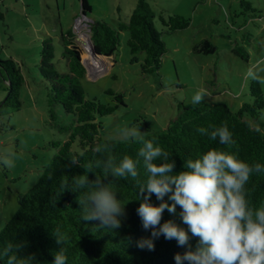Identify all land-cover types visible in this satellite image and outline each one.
Here are the masks:
<instances>
[{"label":"rangeland","instance_id":"obj_1","mask_svg":"<svg viewBox=\"0 0 264 264\" xmlns=\"http://www.w3.org/2000/svg\"><path fill=\"white\" fill-rule=\"evenodd\" d=\"M147 1L166 46L158 79L140 72L143 52H129L127 30L119 32L115 52L101 56L103 62L95 65L90 62L88 39L82 36L87 32L84 21L101 19L116 25L119 19L127 18L136 0H87L91 9L84 17L80 0H0V57H12L24 77L19 93L21 108L0 111V155L11 154L14 161L12 168L0 164V229L16 210L20 194L32 186L56 152L50 141L69 136L59 125H67L72 115L59 105L54 108L55 118L49 115L47 82L38 69L43 38H51L52 62L64 71L61 32H72L86 66L80 78L86 98L114 105L116 100L106 90L121 93L124 104L96 116L102 125L100 134L106 139L115 137L124 126L137 125L142 132L164 127L178 103L191 101L201 88L211 93L205 100L224 99L232 110L252 100L244 76L249 66L264 59V0H246L248 7L240 0ZM174 13L189 17V25L166 31L158 15ZM204 38L216 46L213 52L198 50ZM260 75L264 77V72ZM260 86L264 96V83ZM6 90V82L0 78V101ZM71 147L79 150L77 140Z\"/></svg>","mask_w":264,"mask_h":264},{"label":"trees","instance_id":"obj_2","mask_svg":"<svg viewBox=\"0 0 264 264\" xmlns=\"http://www.w3.org/2000/svg\"><path fill=\"white\" fill-rule=\"evenodd\" d=\"M240 3L248 7L246 0H240ZM90 9L87 0H80L81 14ZM154 15V10L147 0H136L127 18L119 19L116 25L105 20L93 19L88 27L94 49L105 56L112 55L119 43V32L127 30L126 44L129 52L132 54L143 52L140 72L158 79L161 58L166 46L160 31L154 26ZM158 17L166 31L187 27L190 20L189 17L177 13L166 17L159 14ZM72 36L71 31L65 34L61 32L63 44L61 55L66 60V70L59 71L55 68L52 62L53 43L49 36L41 40L38 62L39 72L47 82V104L51 119L55 118L56 105L65 113L72 115L67 125H59V128L69 131V136L66 140L50 141L56 147V152L43 166L41 174L32 186L20 194L16 210L0 229V248L9 241L15 242L18 237H23L29 241V247L23 254L35 252L41 264H51L52 253L59 250L51 230L60 226L61 230L67 231L71 237L69 244L66 245L68 264H175L174 254L186 251V248L179 247L175 240H166L161 236L154 242V251L136 247L135 241L148 237L150 233L143 229L136 213L139 201L135 200V182L131 179L119 180L116 184L118 198L122 201L131 200L126 205L127 218L123 221V226L116 230H95V222L80 221V210L72 193H64L56 207L48 203L50 197L56 193L63 176L71 177L83 171L81 168H73L71 172H65L64 166L72 153L85 154L81 158V164L97 158L91 149L106 138L100 134L102 125L96 120V116L109 114L118 103L124 104L121 93L110 88L106 91L113 95L117 104H105L95 97L84 96L80 78L85 73V67L81 62L80 49L73 42ZM197 47L203 52H213L216 46L204 38ZM0 78L7 85L6 94L0 101V111L4 108L6 112L19 110L21 108L19 93L24 77L19 64L12 57H0ZM249 93L252 100L242 102L235 110H232L224 99L204 100L195 107L191 101H180L174 116L169 118L164 127L144 133L148 138L157 137L159 144L172 153L176 160V171L182 169L185 159L196 158L211 148L235 152L239 158L249 163L264 164V120L261 119L264 96L260 83L249 81ZM224 123H227L236 141L230 149L196 132L197 127L220 126ZM252 124H259L261 131L259 133L252 131L250 128ZM74 140H77L79 150L71 147ZM139 146L118 144L115 154L118 158L124 155L135 157ZM49 175L51 179L48 178ZM143 176L141 168L142 179ZM247 187L250 202L254 206L264 203V174L254 175ZM151 203L158 205L160 201L153 195ZM168 220L187 229L178 215H172L165 210L161 223ZM189 243L195 246L196 239L191 238ZM0 264L4 262L0 260Z\"/></svg>","mask_w":264,"mask_h":264},{"label":"clouds","instance_id":"obj_3","mask_svg":"<svg viewBox=\"0 0 264 264\" xmlns=\"http://www.w3.org/2000/svg\"><path fill=\"white\" fill-rule=\"evenodd\" d=\"M261 65L264 59L247 68L245 82L264 83ZM210 96L207 89L201 88L191 103L195 107ZM250 128L257 133L261 131L259 124ZM196 132L226 149L236 144L227 123L197 127ZM118 144L140 146L135 157L118 158L115 154ZM91 150L97 158L83 164V152L70 155L65 172L73 168L83 171L61 178L56 193L48 201L50 206H58L64 193H72L80 210V221L95 222V230H116L123 226L126 205L131 201L118 198L116 184L131 179L135 182V200L139 201L136 213L143 229L150 233L135 241L139 249L154 251L155 240L163 236L186 248L182 254H174L175 264H264V203L254 206L247 187L254 175L264 174V164L249 163L235 152L211 148L196 158L185 159L182 169L176 171L172 153L159 144L157 137L148 138L137 125L120 128L115 137L96 143ZM0 164L12 168L11 154L0 155ZM153 195L160 201L158 205L151 203ZM165 210L178 215L187 229L172 220L161 223ZM51 235L59 246L52 253L51 264H68L66 245L71 237L60 226L52 228ZM191 238L196 239L195 246L189 243ZM128 239L131 243V238ZM28 247L29 241L23 237L9 241L0 248V260L4 264H41L35 252L23 254Z\"/></svg>","mask_w":264,"mask_h":264},{"label":"bare ground","instance_id":"obj_4","mask_svg":"<svg viewBox=\"0 0 264 264\" xmlns=\"http://www.w3.org/2000/svg\"><path fill=\"white\" fill-rule=\"evenodd\" d=\"M83 37H85L86 39H88V36L86 34H82ZM85 43L88 44L89 48H90V51H91V45H90V42H89V39L88 40H85ZM91 56L92 58L90 59V62L92 64L95 65L96 62H103L101 58V56H98V55H94L92 52H91Z\"/></svg>","mask_w":264,"mask_h":264},{"label":"water","instance_id":"obj_5","mask_svg":"<svg viewBox=\"0 0 264 264\" xmlns=\"http://www.w3.org/2000/svg\"><path fill=\"white\" fill-rule=\"evenodd\" d=\"M83 17H84V13L83 14H81ZM85 24L87 25V29H88V39H89V42H90V45H91V52L94 54V55H98V56H105V55H103V54H100V53H98L95 49H94V47H93V43H92V41H91V39H90V34H89V31H90V28L88 27V24H89V22L87 21V22H85ZM81 62L83 63V61L81 60ZM83 65H84V67H85V69H86V66H85V64L83 63Z\"/></svg>","mask_w":264,"mask_h":264},{"label":"built area","instance_id":"obj_6","mask_svg":"<svg viewBox=\"0 0 264 264\" xmlns=\"http://www.w3.org/2000/svg\"><path fill=\"white\" fill-rule=\"evenodd\" d=\"M81 18H82V17H81ZM83 19H84V18H83ZM84 20H85V19H84ZM83 23L85 24V21H84ZM85 25H86V24H85ZM87 33H88V29H87V32H86L85 34L88 35Z\"/></svg>","mask_w":264,"mask_h":264}]
</instances>
